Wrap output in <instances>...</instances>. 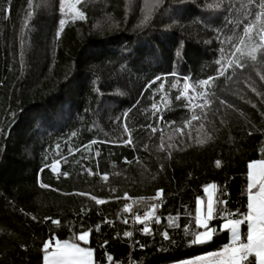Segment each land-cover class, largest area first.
<instances>
[{
	"label": "trees",
	"instance_id": "obj_1",
	"mask_svg": "<svg viewBox=\"0 0 264 264\" xmlns=\"http://www.w3.org/2000/svg\"><path fill=\"white\" fill-rule=\"evenodd\" d=\"M262 2L162 0L147 11V0H80L79 18L68 0L63 12L60 0H0V264H42L44 241L91 248L96 264H179L229 242L219 225L246 211L247 165L264 159L262 50L256 61L245 45L231 52L244 25L254 22L250 35L264 25ZM237 58L243 69L218 75ZM209 76L210 88L199 84ZM185 80L215 94L201 120L187 93L176 100ZM209 184L217 232L191 245L185 228L204 231L196 199ZM130 202L157 212L150 233L137 224L124 235Z\"/></svg>",
	"mask_w": 264,
	"mask_h": 264
},
{
	"label": "snow or ice",
	"instance_id": "obj_2",
	"mask_svg": "<svg viewBox=\"0 0 264 264\" xmlns=\"http://www.w3.org/2000/svg\"><path fill=\"white\" fill-rule=\"evenodd\" d=\"M48 0H41V3L47 5ZM80 0H75V4H79ZM162 3V0H154V3L150 8L159 6ZM65 0H60L61 11H64ZM31 6V0H30ZM218 6V5H217ZM207 7L212 8V4H208ZM261 8H264V2L260 5ZM71 11H74L76 16L79 18H84V14L76 9L74 6L70 8ZM8 11V9H5ZM144 10L142 9V12ZM29 16L32 15L31 12L28 13ZM149 14L143 16V19L140 21V25L145 24L149 19ZM257 20L260 19V14H257ZM63 25L64 21H60ZM253 21H249L248 24L244 25L242 36L239 40V44L233 45V51L231 55L236 56V53H240L241 57L244 56V49L240 45H245V48L248 49L247 55L252 61L257 60V50L261 49L260 57L264 61V25H262L258 32L254 35H250L253 32ZM138 25V26H140ZM59 36V32H57ZM258 39V42L256 38ZM219 63V61H217ZM235 65L236 68L243 69L245 64L240 61L239 58L228 60L227 65H221V69L218 71V75H223L226 67ZM230 79V77H228ZM159 79V77H156ZM215 77L209 76L205 80H200L199 84L202 86L211 87L210 81H213ZM261 81H264V75L260 76ZM163 87V85H161ZM175 87V85H173ZM190 85L187 80L184 81V89L176 96V100H180L182 96H185L189 92ZM256 91L255 88L252 89ZM210 95H215L214 93H209L207 91H193L191 95L187 96L186 107L191 105L200 109V114L192 112L190 119L192 121H198L206 117L207 113L205 111L206 106L213 103L209 98ZM196 99H199L201 103L192 104ZM226 101L224 99H219V105H225ZM231 105H229L230 107ZM255 106V105H253ZM192 108L189 107V111ZM127 116V113H124ZM127 131V128H125ZM155 131V128H153ZM179 131V129H177ZM211 139V137H209ZM203 143V141H201ZM168 147H171L169 145ZM170 155V153H169ZM217 166L220 165V161H216ZM163 166H161L162 168ZM247 184L246 187L241 191L242 196H246V201L244 207L246 211L237 210L235 213L227 212V217L225 222L219 225L220 231H227L230 233L229 242L222 244L218 248L212 251H207L203 255L193 256L190 259L181 260L179 264H264V159L262 160H253L250 161L247 165ZM66 175V173H65ZM89 175H92V172H89ZM102 179L107 180V175L103 176ZM41 187H47V185L41 184ZM216 186L214 184H209L204 187V192L207 194V215L205 218H201V199L197 197L196 199V209H195V224L197 228H202L204 231H191L187 227L185 228V233L191 236V239L188 241L191 245H205L213 241L214 235L217 232L216 228H212L207 224V220L213 218L214 206H213V193L209 189H214ZM114 191V190H113ZM162 190H157L155 197L144 198L141 197V200L151 199L155 200L161 196ZM77 195H86V193H77ZM95 200L96 204L105 203L102 199H97L94 195L90 197ZM127 198V194H125ZM218 203L225 204L227 203L224 200H219ZM130 205H124V211L127 212L130 210ZM156 205L153 203L150 205L151 209H155ZM226 211V210H225ZM153 212L146 211L143 215V218L140 215H135V220L137 223H145L150 218H153ZM223 215V211H221ZM35 218V217H34ZM126 222V221H125ZM159 223V220H156ZM52 223L58 224V220H52ZM246 227V241L241 240V228ZM142 232L145 234L150 233V228L145 224V227L142 229ZM126 237H131L132 233L130 231L124 232ZM164 239H168L167 232L162 233ZM89 231H82L77 239L83 242L84 245L88 244ZM143 247V245L141 246ZM44 253L42 258V264H92L93 251L91 248L83 247L80 244L75 242L69 243L65 241H57L55 243L54 249L52 248L51 241H44L42 243V249ZM251 258V259H250ZM109 260H112V257H108Z\"/></svg>",
	"mask_w": 264,
	"mask_h": 264
},
{
	"label": "built area",
	"instance_id": "obj_3",
	"mask_svg": "<svg viewBox=\"0 0 264 264\" xmlns=\"http://www.w3.org/2000/svg\"><path fill=\"white\" fill-rule=\"evenodd\" d=\"M193 89L190 87V89H189V92L187 93V95H191L192 93H193ZM199 103H201V101L199 100V99H196V100H194L193 102H192V104H199ZM190 107L191 108H195L196 109V107H192L191 105H190ZM161 197V196H160ZM159 197V198H160ZM159 198H157V199H155V201H157ZM128 205H130L131 207H130V210L128 211V216H127V231H130L131 233L133 232V230H134V228H135V226L137 225V224H146L147 226H148V224L149 223H151L152 221H153V219L154 218H156L158 215H157V212L155 211V210H151V212H153V218H150L148 221H146L145 223H137L136 222V220H135V215H138L137 213H136V208H135V206H134V202H130ZM143 215H144V213H142V214H140V216L143 218ZM130 264H136L134 261H130Z\"/></svg>",
	"mask_w": 264,
	"mask_h": 264
},
{
	"label": "rangeland",
	"instance_id": "obj_4",
	"mask_svg": "<svg viewBox=\"0 0 264 264\" xmlns=\"http://www.w3.org/2000/svg\"><path fill=\"white\" fill-rule=\"evenodd\" d=\"M153 2V0H147V4H146V10L147 11H152L154 8H150V6L152 5L151 3ZM68 3H69V6L70 7H75L77 9L78 7V4H75V0H68ZM210 192L213 193V201H214V192H213V189H209ZM207 195V194H206ZM134 206L136 209L139 208V206L135 205L134 203ZM200 208H201V218H205L206 215H207V196H206V199L205 200H201V205H200ZM207 223H208V220H207Z\"/></svg>",
	"mask_w": 264,
	"mask_h": 264
},
{
	"label": "crops",
	"instance_id": "obj_5",
	"mask_svg": "<svg viewBox=\"0 0 264 264\" xmlns=\"http://www.w3.org/2000/svg\"><path fill=\"white\" fill-rule=\"evenodd\" d=\"M54 247H55V245L52 246L53 249H54ZM92 264H96L94 254L92 256Z\"/></svg>",
	"mask_w": 264,
	"mask_h": 264
}]
</instances>
